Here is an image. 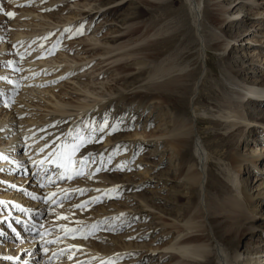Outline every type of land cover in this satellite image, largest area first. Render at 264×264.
<instances>
[{
    "label": "rangeland",
    "instance_id": "obj_1",
    "mask_svg": "<svg viewBox=\"0 0 264 264\" xmlns=\"http://www.w3.org/2000/svg\"><path fill=\"white\" fill-rule=\"evenodd\" d=\"M49 1L0 0V120L4 121L0 123V130L7 128L0 132V139L3 137L0 140V201H3L0 203V264H88V258L99 256L102 257L101 261L118 256L120 260L115 264H159L154 256H150L157 255L162 250L151 247H156L155 244L164 237L168 227L162 226L156 218H169L167 213L170 210L179 211L181 208L171 198L169 188L172 184L180 189V204L185 203L190 192L195 196V204L189 214L198 216L197 220L200 221L217 217L215 207L211 205L214 197L211 196L216 189H220V183L224 190L222 198L236 193L226 188L225 191L223 186H230V182L226 179V173L221 171V166L213 167L208 175L206 194L193 187L188 188L191 182L183 176L188 169H196L197 165L190 157L180 163L173 150L165 144L169 125L166 122L183 120L196 127L193 140L183 149V153L187 152L191 156H194L196 137L203 138L215 131L225 135L221 128L200 122L208 118L223 119L218 111L225 97L221 93L229 94L234 86L225 79L229 76L224 59L228 56V51L213 47V43L230 42L229 47L234 45L237 57L261 55L260 69L264 70V48H261L264 46V0H201L202 10L206 12L202 16L201 25L206 47L200 46L185 0H180L181 3L177 2L171 7L167 6V0H148L160 3V7L155 10L158 13L167 7L176 12L172 18L163 22L162 26L167 27L168 31L155 35L153 33L156 28L147 25L142 27L141 32L132 38L126 37L119 41L126 47L109 54H123L113 59L110 65L99 64L98 57L87 58L76 51L82 50V44H90L91 47L105 46L101 42L110 31L108 24L100 27L98 21L87 23L88 19L79 15L86 10L83 4L91 0ZM136 2L154 12V8L140 3V0ZM241 5L245 7V11L236 14L235 11ZM219 7L228 13L219 17L214 27L210 23L211 12ZM124 11L119 10V13ZM8 12L14 15L9 17L6 15ZM67 12L71 13L67 14L70 20L65 23L57 22L60 14ZM227 23L233 24L227 26ZM177 32L181 34L176 40L178 43L174 54L187 52L191 56L182 64L181 74H185L184 77L172 83L177 86L176 90L173 86L155 88L156 81L142 80L144 76H141L140 82L131 88L119 87L117 94L106 91V86L114 84L113 79L121 76L113 75L119 64L144 58L145 54L152 52L154 46L160 45L165 38ZM83 38L88 41L80 42ZM41 42L46 45L43 49L38 45ZM127 51L130 53L126 54ZM44 60L46 64H43ZM148 65L145 67L149 69L153 63ZM33 66L36 68L27 70ZM204 67L206 74L193 106V89ZM43 68L46 70L42 71ZM132 70L126 75L136 74L138 68L132 66ZM40 73H45V76L39 75ZM188 74L190 75L187 76ZM37 75L40 76L38 79ZM30 76L32 78L27 81ZM31 86L37 93L22 96V92H29ZM136 91L148 94L154 100L140 108L143 111H134V114L138 111L141 116L138 120L134 119L128 128H125V121L107 116L112 112V105L107 107L108 111L101 107V116L97 121L94 120V112H98L99 105ZM151 92L161 93L162 97L155 99ZM230 94L233 108L241 109L242 103L248 102L247 97L239 100L233 93ZM88 104L91 105L85 108V118L79 115L71 119L74 112L64 115L71 120L70 130L59 136V156L56 157V163L52 161L56 150L50 154L54 146L47 149L48 141L35 143L41 137L39 135L28 139L37 134L39 120L44 116V125L47 124V118L52 116V110H56L57 106L76 111ZM121 109L126 112L128 106ZM164 115L167 117L163 119ZM117 122V132L124 135L107 142L103 136L113 131ZM252 124L255 127L256 124ZM236 128V134L240 135L237 151L246 156L264 152V130L249 133V129L241 124ZM24 129L28 130L19 132ZM82 133L85 138L91 133H100V147L120 143L117 150L109 155L108 164L112 167L109 174L98 166L90 167L93 164L90 161L83 163L80 154L70 151L71 136L78 137ZM254 139L255 142H252ZM2 151L7 154H2ZM63 161L65 164L62 167L60 164ZM224 164L226 162L221 161V165ZM257 165L264 172V159L260 158ZM263 172L253 171V167H244L238 179L250 189L264 181ZM111 175L119 177V180L114 177L117 182L111 183L110 179H114ZM167 178L168 183L163 185V180ZM130 183L136 185L137 189L132 193L124 192L123 188ZM254 191L256 187L252 190ZM133 199L143 200L148 206L140 212L132 204ZM261 207L264 208V201L260 203L259 209ZM254 222L258 223L259 220ZM207 228L211 235L210 225ZM224 231L218 229V239L223 238L226 243ZM213 238L212 236V241ZM245 239H248L254 258H260L264 264V224L255 228L253 237L249 235ZM232 240L237 242L238 239L234 237ZM70 241H82L83 245L67 244ZM218 244L220 243L214 241L213 246ZM242 246L241 250L244 251L245 242ZM9 250L14 258L8 259L11 257L7 254ZM3 252L6 254L3 255ZM88 253L91 254L87 255ZM65 258L72 261L63 263ZM99 263L97 261L95 264Z\"/></svg>",
    "mask_w": 264,
    "mask_h": 264
},
{
    "label": "bare ground",
    "instance_id": "obj_2",
    "mask_svg": "<svg viewBox=\"0 0 264 264\" xmlns=\"http://www.w3.org/2000/svg\"><path fill=\"white\" fill-rule=\"evenodd\" d=\"M53 1L54 0H50L49 2ZM167 1V6L170 7L174 6L177 2L181 3L180 0ZM185 1L188 9L190 10V17L194 24L195 32L199 38L200 46L206 47L205 36L201 26L203 21L202 16H204V14L206 13L205 10H202V1ZM115 3H118V5H113ZM140 3L154 8V12L140 6V4L136 2V0H91L83 4V8H85L86 10L81 12L79 15H81L85 19H88L87 23H90L92 20L95 22L98 21L100 27L102 25L108 24L110 31L107 32L103 37L102 42L99 39L101 44H104L105 46L91 47L89 46L90 44H82V50H76L77 53H81L87 58L98 57L97 60L99 64L104 63L106 65H110L114 61L113 59H116L119 55H123H109L113 52L125 49L126 45L123 43H119V41L126 37L132 38L135 34L141 32L142 27L147 25L151 26L153 29L156 28L153 33L155 35L162 34L163 32L168 31L167 27L162 26L163 22L165 20H168L169 18H172L176 14V12L170 9V7H167L165 10H160V12L158 13L155 10L156 8L160 7V3L150 2L148 0H140ZM217 5L220 6L221 4ZM243 5L237 8V10L235 11L236 14H240L245 11V7ZM122 9H124L125 11L123 13H119V10ZM227 13L228 12L223 10L222 7H219L218 10L211 12L212 17L210 19V23L214 27H216L218 20L224 17ZM49 14L52 13L49 12ZM67 14L71 13L67 12L66 14H60V18L58 17L59 19H56L57 22L65 23L66 21H69L70 17L67 16ZM221 22L223 24L224 20H222ZM231 24L233 23H227V26H231ZM179 34H181V32H177L170 37L165 38L160 45L154 46L152 48L151 53L145 54L144 58L134 59L131 62H123L119 64L115 69V73L113 72V75L121 74V76L113 79L114 84L107 85L106 91L112 94H117L119 92V87L122 89H128L129 87L131 88L138 82H140L139 77L141 76H144L142 80L156 81L157 83L154 85L155 88L158 86L172 88L171 86H173V88L176 90L177 86L172 83L184 77L185 74H181V71L183 70L182 64L186 63L187 59L191 56V54L187 52L174 54L175 45L176 43H178L176 42V40H178ZM17 36L18 34L16 35V37ZM73 37L71 39H73ZM87 41V38H83L80 40V42ZM33 42H31V45L33 44ZM41 43L38 45H40V47H42L41 49H43L46 45L44 44L45 42L42 44ZM38 45L37 47H39ZM229 45L230 42L213 43V47L221 50L223 49L225 52L228 51V56L226 58L224 57V59L226 62L225 70L229 74V76L225 77V79L228 80V83L230 81L234 84L233 89L229 90V92L233 93L234 97L239 100L247 97L248 102L244 104L242 103L243 107L241 109L233 108L231 106L233 105V101L229 96L230 93H221L225 97L222 100L223 103H221V105L218 107V111L221 112V118H223L225 121L223 119L215 120L212 118H208L206 120H201L200 122L209 123L210 126H214L215 128H221L222 130H224L225 135L219 133L218 131H215L203 138L196 137L194 145V156H191L187 152H184L185 154L183 153L184 147L189 144V141L191 139L193 140L194 134L196 133V127H192V124H190V122L176 120L175 122L170 123V121H167L166 124L168 125L169 123V125H166L168 128V136L166 138L165 144L173 150V153H175L176 158L180 161V163H182L183 160L186 159V157H190L197 165L196 169H188L183 176L189 182H191L188 187L189 189L193 187L194 189L200 190L202 194H206L207 184L209 182L208 175L211 173L213 167L215 168L221 166V171H224L226 173V179L230 182V186H223L224 189L226 188L227 190L229 189V191H235L236 193L222 198L221 196L222 193H224V190H222L223 184L220 183V189H216L213 196H211V198H214H210L212 200L211 205H214L215 212L218 214L217 217L211 216L212 218H207L206 221H200L197 220L198 216L189 214V211L195 204V196L190 192L189 197L185 198V203L180 204L178 198V196H180V194H178L180 189H178L176 185L172 184L169 188L171 191V198H173L175 203L179 204L181 208L179 211H176L174 209L170 210V212L167 213V215H169V218H156L162 226L165 225L168 227V229L166 230L167 233L164 235V237L155 244L156 247H151L153 249L162 250L157 255L150 256H154V260L159 264L161 262H163L161 264H263L260 258H254V252L249 247L248 239L245 238H247L249 235L250 237H253L255 228L264 224V208L261 207V209H259L260 203L264 201V181H261L256 186H251L249 189L247 186L242 184L240 179H238V176L242 169H244V167H253V171L263 172L260 171L257 163L260 158L264 159V152H260L257 154H255L254 152V154L246 156L237 151L236 145L238 143L240 135L236 134V131L238 129L236 128V126L238 124L243 125L244 128L249 129V133H253L255 130H264V70L260 69V66L262 65L261 55L249 56L247 58L243 56L237 57L235 54L236 52L234 50V45H232L231 48L229 47ZM261 48H264V46H261ZM48 50L49 48L46 49V51ZM129 53V51L126 52V54ZM28 61L30 62V60ZM149 63H153V66L149 67L148 69L145 66ZM43 64H46L45 60L43 61ZM40 66L42 67V65ZM132 66L133 68L137 67L138 71L136 74L127 76L126 74L131 72ZM207 66L208 65L206 64V67ZM36 67H39V65ZM36 67H28L27 70ZM119 68L123 69L119 71ZM44 70L46 69L43 68L42 71ZM97 70H99V68L96 69V71ZM44 74L45 73H40L39 75ZM205 74L206 68L204 67L201 70L193 89V96L191 99V103L193 104V106L198 94L200 93V88L202 85L201 83ZM189 75L190 74H188L187 76ZM39 77L40 76L37 75V79ZM31 78L32 76L28 77L27 81H29ZM1 82L2 80L0 79V83ZM29 89L31 92H22V96H32L31 94H34L33 92L37 93V90H35L33 86H31ZM150 94L151 96L153 95L155 99L157 97L158 99L159 97H162L161 93L154 94L151 92ZM152 100H154L153 97L151 98L150 96H148V94H142V92L140 93V91L118 96L111 102H107L101 106L99 105L100 108H98V112H94V120L97 121L101 116L99 110L101 109V107H105V110L108 111L107 107H109V105H112V112L107 116L109 118L114 117V119H116L117 121H125L127 123L125 128H128L130 123H133L134 119L138 120L139 116H141V113H138L137 111L136 114H134V111H136V109L141 110L142 107L147 105V103L151 102ZM89 105L91 104L84 105L82 106L81 110L76 111L69 110L65 106H57L56 110H52V113L54 112L55 114L53 113L54 115L52 114V116L47 118V124L44 125V116L43 119L39 120L38 126L40 128L37 130V134L31 135L28 139L39 135L41 137L35 143H45L46 141H48L46 147L47 149L54 146V149L50 154H52L56 150L53 155L54 159H52V161L55 162L56 157L59 156L57 155L59 153L57 151V148L60 144L59 136L60 134H64L65 132H68L70 130L69 126L71 120L70 118H66V116L64 115L70 112H74V116L71 118L73 119L74 117L83 115L85 113L84 111H86L85 108ZM125 106H128V110L126 112H123L121 107ZM223 110L226 112H224ZM14 117H16V115L13 116V118ZM166 117L164 115L163 119ZM3 122L4 121L0 120L1 124ZM118 123L119 122H117V124H114L113 131H110L103 136L107 142L113 141L118 136L124 135V133L122 132H119L120 134L117 132V128H119ZM252 123L256 124L255 127H252ZM6 130L7 128H2L0 132ZM27 130L28 129H24L23 131L19 132L24 133ZM62 131L63 133H61ZM116 132L118 133V135H116ZM66 137H68V134ZM85 137H83V133L78 137L71 136L70 151L73 152V154H80L83 158V163L84 161L85 163L90 161L93 163L90 167L98 166L100 170H107L109 174V169L112 168L108 164L109 155L117 150V148L120 146V143L115 142L111 147H100L98 144L99 138L101 137L100 133H91L88 138ZM1 142L2 141H0V145ZM252 142H255V139ZM77 145L78 147H76ZM2 154L7 153L2 151ZM221 161L226 162V164L221 165ZM64 164L65 162L63 161L60 165H62L63 167ZM111 177L114 178L116 176L111 175ZM116 178H118L117 180H119V177ZM110 181L111 183L117 182L115 178L110 179ZM167 183L168 178L163 180L162 184L166 185ZM140 187L142 186H139V188ZM254 187H256V191L252 192ZM136 189V185L130 183L125 185L123 191L132 193ZM183 197L185 196L183 195ZM203 199L204 198H202V200ZM132 201V204L140 212H143V209L148 206L143 200L133 199ZM203 203L205 204V202ZM256 209L258 210L256 211ZM147 214H150V212H147ZM255 220H259V222L255 223ZM207 225H210L211 227V235L214 237V241L220 243L216 247L213 246L214 241H212V236L210 235V233H208ZM218 229L225 230L223 237L224 240L228 242V244L227 242H223V238L218 239V237H220L218 235ZM234 237H237V242L232 240V238ZM244 242L245 249L244 251H242L241 247L244 246H242ZM69 243L83 245L82 241L67 242V244ZM18 250L19 248L17 249V251ZM5 254L6 253L3 252V255ZM7 254L10 255L11 258H14V254L12 255L10 250ZM90 254L91 253H88L87 255ZM242 255L244 256L241 259ZM101 260L102 257L100 256L90 257L87 259V263L95 264L97 261H100L99 264H115L120 259L118 258V256H115L107 259L106 261ZM71 261L72 259L65 258L63 263H69Z\"/></svg>",
    "mask_w": 264,
    "mask_h": 264
},
{
    "label": "snow or ice",
    "instance_id": "obj_3",
    "mask_svg": "<svg viewBox=\"0 0 264 264\" xmlns=\"http://www.w3.org/2000/svg\"><path fill=\"white\" fill-rule=\"evenodd\" d=\"M6 15L9 17H12L14 15V13L8 12V13H6ZM76 147H78V145ZM73 150H75V149H73ZM77 174H79V173H77ZM78 191H80V190H78ZM0 203H3V201H0ZM8 259H11V257H8Z\"/></svg>",
    "mask_w": 264,
    "mask_h": 264
}]
</instances>
